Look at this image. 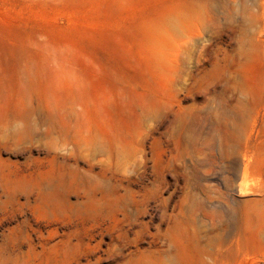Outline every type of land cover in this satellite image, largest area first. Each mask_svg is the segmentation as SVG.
I'll use <instances>...</instances> for the list:
<instances>
[{
	"label": "rangeland",
	"instance_id": "374dc122",
	"mask_svg": "<svg viewBox=\"0 0 264 264\" xmlns=\"http://www.w3.org/2000/svg\"><path fill=\"white\" fill-rule=\"evenodd\" d=\"M0 264H264V0H0Z\"/></svg>",
	"mask_w": 264,
	"mask_h": 264
}]
</instances>
